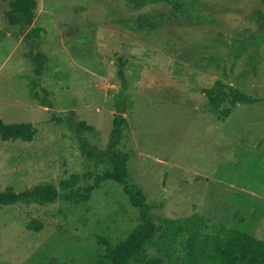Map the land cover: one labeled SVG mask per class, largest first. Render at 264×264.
Returning a JSON list of instances; mask_svg holds the SVG:
<instances>
[{
	"label": "rangeland",
	"instance_id": "obj_1",
	"mask_svg": "<svg viewBox=\"0 0 264 264\" xmlns=\"http://www.w3.org/2000/svg\"><path fill=\"white\" fill-rule=\"evenodd\" d=\"M10 1L0 0V116L32 122L36 134L0 137V191L73 173L80 189L94 184L121 111L129 129L118 147L157 225L199 215L214 236L240 228L264 241V0H39L32 25L47 29L39 81L51 106L34 91L20 25L7 22ZM217 79L261 98L215 111L206 90ZM56 110L95 127L82 135L97 157L74 127L52 120ZM66 195L0 206V264H112L107 246L141 221L139 207L111 178L85 200ZM33 219L41 230L27 227ZM161 249L158 234L150 259Z\"/></svg>",
	"mask_w": 264,
	"mask_h": 264
},
{
	"label": "trees",
	"instance_id": "obj_2",
	"mask_svg": "<svg viewBox=\"0 0 264 264\" xmlns=\"http://www.w3.org/2000/svg\"><path fill=\"white\" fill-rule=\"evenodd\" d=\"M38 6L39 0H11L10 8L5 14L9 24L20 25L19 31L24 33V39L30 46L27 55L33 62L38 78L33 85L34 91L39 95L42 104L51 106L50 90L39 81L46 69L49 55L41 48L47 29L44 26L32 25ZM120 73L123 75V71ZM125 84L124 78L123 86ZM206 92L215 111L227 101L236 105L241 102H256L261 98L226 85L221 79H217ZM231 111V106L222 110L227 115ZM51 118L60 124L69 123L70 128L74 127V132L84 149H89V156L97 157L91 145L87 143L88 138L82 135L84 130L95 128L93 125L88 124L86 120L74 121L57 110L53 111ZM128 129V118L121 111L115 112L108 147L100 151V161L108 165L104 174L96 177L94 184L80 189L77 187L80 175L73 173L69 178L62 179L58 185L39 183L22 191L13 188L0 191V206L32 202L50 203L61 195V191L72 201L85 200L103 179L111 178L123 184L131 203L139 207L141 219L126 239L119 241L115 246H107V256L112 264L139 263L143 260L142 264H264V241L240 228H233L226 237H217L204 231L206 219L199 215L173 218L165 225H157L150 212L153 208L152 204L147 201L145 190L134 181L128 167L131 154L118 147ZM35 134L36 128L32 122H6L0 116L2 139L33 140ZM86 175L92 177L91 172H87ZM27 227L31 230H41L43 222L33 219ZM158 234L162 249L160 254L151 260L147 251Z\"/></svg>",
	"mask_w": 264,
	"mask_h": 264
}]
</instances>
